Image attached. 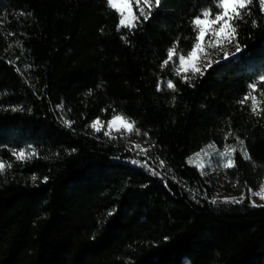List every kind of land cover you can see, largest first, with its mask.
Here are the masks:
<instances>
[{
    "label": "trees",
    "instance_id": "16d2710c",
    "mask_svg": "<svg viewBox=\"0 0 264 264\" xmlns=\"http://www.w3.org/2000/svg\"><path fill=\"white\" fill-rule=\"evenodd\" d=\"M260 7L238 22L242 57L185 80L178 56L215 0H162L132 31L106 0H0V264H264V204L249 195L264 183ZM249 92L260 115L239 103ZM118 114L139 131L91 127ZM227 145L251 157L225 169L239 203L217 198L195 162ZM33 148L24 162L12 154Z\"/></svg>",
    "mask_w": 264,
    "mask_h": 264
},
{
    "label": "snow or ice",
    "instance_id": "6c2138e0",
    "mask_svg": "<svg viewBox=\"0 0 264 264\" xmlns=\"http://www.w3.org/2000/svg\"><path fill=\"white\" fill-rule=\"evenodd\" d=\"M133 2L139 9V15H136L132 11L131 5ZM258 2L261 6L260 10L264 12V0H258ZM252 3L253 0H215L216 12L214 18L211 8L204 10L201 15L194 17L193 25L196 27L197 32L195 43L191 51L187 54V58L183 54L178 56L179 67L176 70L177 75H182L185 80H188L189 77L187 73L190 71L193 74H202L201 68L197 66L200 62V57H198L197 53L203 52L204 56L208 57L211 54L209 45L211 48L219 47L220 51L224 52L226 59L229 58V53L225 51V47L227 45H234L235 52L231 53V58H235L238 55L242 57L245 50L239 45L238 22L244 20L245 14L251 15L249 6ZM106 4L118 13L117 30L124 28L132 31L137 29L141 23L146 22L153 17L154 11L161 7L162 0H106ZM253 26H256L255 21H253ZM206 36L210 38L209 44L203 43ZM175 54L176 49L170 48L167 51V59L163 61V64H169V62L174 59ZM206 67H211V62L206 64ZM259 81L264 82V75L259 77ZM167 87L174 89L175 85L171 81H168ZM248 87L251 90H256L257 83H252ZM249 100H251V112L255 115H260L257 98L252 95L251 92L247 93L239 103L244 104ZM71 123V121H65V124L68 126H71ZM117 124H119L120 127L116 128V131H120L121 129L127 130L128 132L139 131V129L136 128L135 121H131L122 114L114 115V117L108 122V127L111 130L113 126H116ZM91 127L96 131H100L101 127H103V123L97 119L92 122ZM106 134L110 135L111 133L109 132ZM228 135L231 136L232 133L230 132ZM236 139L239 141L240 145H243V140H240L239 137ZM238 151L245 158L249 160L251 159L250 155L247 153V149L243 147L238 149L233 145H227L223 151L217 153V155L225 161L222 164L224 169H230L236 166L235 154ZM12 154L18 161L24 162L31 159L37 153L33 148L31 151H25L24 149L18 151L13 150ZM196 155L200 156L201 154L197 153ZM161 164H163V162H161ZM7 167H11V165L9 164ZM199 168L204 169L205 163L200 162ZM5 170L6 164L3 161H0V173H3ZM32 179L35 181L36 177L33 176ZM44 181H47V177L44 178ZM252 191V189H249V192ZM253 194L264 199V183H261L259 185V190L255 191ZM215 202L216 201H213V203ZM225 202L239 203L241 201L234 198L231 200L230 198H225ZM253 204L254 206H258L255 205L254 202Z\"/></svg>",
    "mask_w": 264,
    "mask_h": 264
},
{
    "label": "rangeland",
    "instance_id": "374dc122",
    "mask_svg": "<svg viewBox=\"0 0 264 264\" xmlns=\"http://www.w3.org/2000/svg\"><path fill=\"white\" fill-rule=\"evenodd\" d=\"M135 6L136 4L133 2L131 7L134 13H135V9H134ZM209 39L210 38L206 36L205 41L203 43L209 44ZM209 48H210L211 54L208 57H205L203 52L197 53L198 57H200V62L197 64L198 67L202 68L206 66V64H208L209 62L213 63L221 59H226L224 52H221L219 47L211 48L209 45ZM225 51L229 53V58H231V53L235 52V46L227 45L225 47ZM185 56L187 58V54ZM108 122L107 123L102 122L103 127H101V129H104L105 133H109V132L111 134H115L117 132H120L122 134L130 133L124 129H121L120 131H116V128L120 127L119 124H117L116 126H113V128L110 130L108 127ZM129 143L132 146V148H134L137 151H144L149 146L146 140L142 139L140 136H137V135L130 136ZM223 150L224 148L216 147V146L206 147L205 149H203V151L201 150L200 152H198L201 154L200 156H197V155L195 156V162L198 164V166L200 162L205 163V168L201 170L203 174L206 176L207 180L215 188L217 198H220V199L230 198V200L234 198V199L241 201L245 196L244 192L240 194H235L236 185L234 182H232L225 176V169L222 167V164L225 161L223 158L217 155L218 152L223 151ZM252 190H253L252 192H249L252 204L254 202L255 205H263L264 199H261L260 196L253 194L255 191H258L259 189L258 190L252 189ZM183 264H190V263L185 260Z\"/></svg>",
    "mask_w": 264,
    "mask_h": 264
}]
</instances>
